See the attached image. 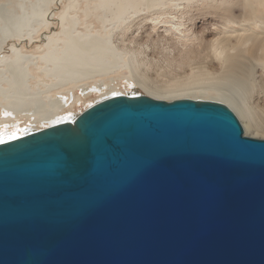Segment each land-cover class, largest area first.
Masks as SVG:
<instances>
[{
	"label": "water",
	"instance_id": "obj_1",
	"mask_svg": "<svg viewBox=\"0 0 264 264\" xmlns=\"http://www.w3.org/2000/svg\"><path fill=\"white\" fill-rule=\"evenodd\" d=\"M0 264H264V138L119 94L0 142Z\"/></svg>",
	"mask_w": 264,
	"mask_h": 264
},
{
	"label": "bare ground",
	"instance_id": "obj_2",
	"mask_svg": "<svg viewBox=\"0 0 264 264\" xmlns=\"http://www.w3.org/2000/svg\"><path fill=\"white\" fill-rule=\"evenodd\" d=\"M41 1L36 0V4ZM80 1L68 0L57 14L51 9L41 11L33 7L31 13L18 18L13 33L1 27V38L15 37V40L9 49L4 46L5 40L0 41V142L74 120L78 114L68 106L81 99L75 95L73 98L72 94L79 83L101 74L106 76L118 65L129 67V62L112 43L113 28L131 13L143 10L145 4L146 9L165 7L170 0H85L84 9ZM241 3L244 13L239 17L231 15L225 24L227 29H233L234 25L230 24L238 23L241 29L217 37L212 64L217 62L220 67L218 80L237 84L249 82L259 69L264 89V0H242ZM92 17L100 21L103 30H94ZM56 26L58 30H54ZM35 31H42V35H37L40 43L34 47L39 53L29 52L23 44L24 41L27 46L36 43ZM218 94L203 100L228 105L242 119L246 135L258 137L264 133L263 117L246 115L232 96ZM114 95L117 92L107 93L101 99ZM36 125L41 128L31 127Z\"/></svg>",
	"mask_w": 264,
	"mask_h": 264
},
{
	"label": "rangeland",
	"instance_id": "obj_3",
	"mask_svg": "<svg viewBox=\"0 0 264 264\" xmlns=\"http://www.w3.org/2000/svg\"><path fill=\"white\" fill-rule=\"evenodd\" d=\"M241 1L170 0L165 7L151 9H146L147 4L143 5V10L133 12L123 22L117 23L111 33L113 45L129 62V67L118 65L106 76L103 74L101 77V74L79 83L72 94L73 98L81 96V99L68 106L70 111L79 115L111 92H117V95L132 92L165 100L187 96L203 99L224 93L232 96L246 115L264 118V89L259 69L257 75L252 76L256 81L250 78L247 83L237 84L226 79L218 80L220 67L217 62L212 64L218 47L217 37L241 29L238 23L230 24L234 25L233 29L225 27L226 19L231 15L239 17L244 13ZM66 4L68 0H42L38 4L36 0H0V29L4 27L13 33L18 18L31 13L33 7L41 11L51 9L57 14ZM80 5L84 9L86 1L81 0ZM78 13L82 15V12ZM90 22L94 23V30H103L96 17H92ZM55 29L58 30V26ZM81 30L85 31L82 27ZM37 35H42V31H35L34 36ZM2 38L0 36V41L5 40L6 49L15 40V37ZM38 38L31 46L23 42L29 52L39 53L34 50L40 43ZM236 116L245 132L242 119L238 114ZM37 126L31 127L40 125ZM257 138H264V133L258 134Z\"/></svg>",
	"mask_w": 264,
	"mask_h": 264
},
{
	"label": "snow or ice",
	"instance_id": "obj_4",
	"mask_svg": "<svg viewBox=\"0 0 264 264\" xmlns=\"http://www.w3.org/2000/svg\"><path fill=\"white\" fill-rule=\"evenodd\" d=\"M68 162H66V161H64V162H62V164H64V165H66Z\"/></svg>",
	"mask_w": 264,
	"mask_h": 264
}]
</instances>
